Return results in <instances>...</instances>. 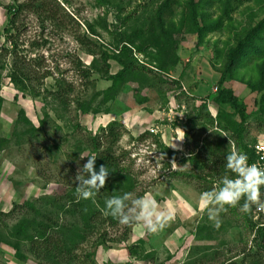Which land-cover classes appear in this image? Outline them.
<instances>
[{
  "label": "rangeland",
  "instance_id": "1",
  "mask_svg": "<svg viewBox=\"0 0 264 264\" xmlns=\"http://www.w3.org/2000/svg\"><path fill=\"white\" fill-rule=\"evenodd\" d=\"M183 1L174 5L176 19ZM20 4L25 9L11 25L10 36L17 39L16 54L25 60L19 67L36 79L20 91L11 79L15 58L0 51V140L7 139L0 146V264H50L37 258L28 236L16 230L25 201L34 202L41 213L59 222L62 227L56 229L67 240L74 237L69 229L75 226L80 236L84 234L83 239L75 237L78 245L71 264H264V250L256 244L258 233L247 220L249 212L240 210L243 204L226 206L215 218L202 207L204 189H214L221 178L212 171V163L203 167L192 159L211 160V153L220 158L227 155L237 146L231 131L222 132L217 123L210 125L206 116L197 128L188 123L203 100L214 118L220 112L232 124L240 121L234 109L214 101L224 63L218 50L234 42L235 34L250 22L251 10L258 13L255 20L259 21L264 5L255 0L244 3L232 14L231 24L209 34L203 43L195 34H182L179 62L169 77L149 73L157 76L150 82L153 86L127 80L103 102L111 82L102 78V52L114 51L127 41L122 34L142 24L151 0H108L105 5L99 0H0V46L13 47L4 32L11 22L7 7ZM208 9L213 18L218 16L217 7ZM134 54L141 63L146 60L143 54ZM110 64L112 73L121 69L116 60ZM82 68L90 70L89 78ZM255 69V63L247 61L225 83L247 105L245 138L252 146L264 137V116L256 103L259 95L242 79L255 80ZM43 73L47 77L42 80ZM60 84L64 89L73 86L64 99L54 94ZM87 101L98 113L80 112L79 103ZM112 122L122 133L117 148L129 152L124 163L137 181L134 197H150L161 208H171L173 215L152 232L143 222L112 225L111 216L103 211L108 220L102 230L114 239L124 235L127 225L130 229L127 226L129 234L123 242L97 245L99 233L82 234L79 218L59 210L52 201L78 184V171L89 158L81 156L97 155L89 137L104 134ZM27 211L32 217V210ZM252 220L264 227V214L256 209Z\"/></svg>",
  "mask_w": 264,
  "mask_h": 264
},
{
  "label": "trees",
  "instance_id": "2",
  "mask_svg": "<svg viewBox=\"0 0 264 264\" xmlns=\"http://www.w3.org/2000/svg\"><path fill=\"white\" fill-rule=\"evenodd\" d=\"M250 1L253 0H184L182 5L183 8L179 14L180 16L176 19L173 8L175 4H179V0H151L152 6L144 12V20H142V16H137L140 21L142 20V24H138L137 27L131 28L132 31L130 33L124 32V34H122L127 37V41H123V44L118 46V49L114 51L104 49L102 52V58L100 59L102 64V78L111 82V85L103 92V102H107L117 93L121 84L127 80L139 79L143 83L152 85L153 83L150 82L156 81L154 78L157 76L154 75V78H152L149 73L157 74L162 78L169 77L170 73L176 69L179 62L180 57L177 50L180 43L179 37L182 34H195L199 42L203 43L209 34L222 31L227 24H231L234 19L232 14L244 3ZM107 2L108 0H99L100 5H105ZM255 2L264 5V0H255ZM38 4V8L41 7V4ZM215 7L219 10V14L216 18H213L208 8ZM7 8L11 22L5 28L4 32L6 35L10 36L13 24H15V18L23 12L25 4H20L18 6L9 5ZM261 9H263V7H261ZM248 15L250 22L241 32L235 34L234 42L232 44H226L222 51L218 50L223 56L224 63L218 82V94L214 98L217 104L226 105L234 109L240 121L233 122L232 124V122H229L220 112H218L217 117L214 118L210 113L206 100H203L200 107L194 109V115L189 117L188 123L192 127L197 128L199 121L202 122L204 116H206L207 119H210V125L217 123V128L222 132L231 131V135L238 146H236V150L242 151L253 158V147L246 142L245 138L246 123L249 118L247 105L235 95L232 88L226 87L225 85L227 80L235 76L238 69L247 61L255 63L257 78L255 80L242 79V81L251 92L259 95L256 103L259 113L264 116V14L257 22L255 20L258 16L256 11L251 10ZM127 19H129V17H127L126 20ZM139 20L135 22L140 23ZM90 29L92 33H95L92 26ZM1 33L0 31V34ZM9 39H11L13 47L0 46V51L2 50L5 56L8 54L14 56V65L16 68H14L11 74V79L20 91L25 92L29 85H32V80L36 78H32L33 76L31 73H27L28 70H25L26 68L19 67V64L25 60H21L18 54H16V50H18L17 39L12 38V35ZM152 49H155V51H152ZM135 51L145 56L146 60H144L143 63L135 57ZM112 59L116 60L121 67L116 73L111 72L110 60ZM82 72L85 77L89 78L91 75L90 70L86 68H82ZM35 73L40 74V72ZM45 77H47V74L43 73L42 80ZM27 81L30 84H27ZM175 83L178 84L179 87L181 86L178 81ZM63 87L64 86L60 84L58 90L54 93L60 99H64L73 91L72 85L69 86V89H64ZM78 109H80L82 114H88L91 111H93L92 113L94 114L98 113L95 109H92L91 101L80 102ZM216 119L220 121L218 122ZM226 120L227 123L225 122ZM189 133L190 130H187L186 135L188 138L190 135ZM121 137L122 133L117 128L116 122H112L104 134H91L89 137L88 142L97 153L95 162L96 171H99L101 165L109 170L105 185L98 193L88 199L81 198L77 195L76 184V186H72L71 190L68 192L54 196L52 201V204L59 210H65L66 213L79 218L83 226L81 231H84L81 232L82 234L99 233L97 245H103L109 241L123 242L127 240L129 234L128 227L130 229V225H127L128 227L126 226V231L123 236L115 239L109 234L107 229L102 230V226L105 225L108 220L103 213V211L107 212L105 208L106 199L112 196L123 195L124 193H132L134 195L136 193L137 181L130 170L131 168L124 163L129 152L117 148V143L120 141ZM3 141H7V139L1 138L0 146ZM211 156V160L210 158L201 159L197 156L192 159V162L197 165L200 164L203 167H208V165L212 163L213 165H210V167L212 171L214 170V172L219 175V178H222L226 174L229 176L233 175L225 167L226 154L221 156V158L223 157L222 159L212 153ZM204 190L209 191L210 188H205ZM261 192L264 194V187L261 188ZM262 198H264V196H262ZM239 203L243 204L244 200L242 199ZM20 209L21 213H23V217L19 219L15 227L18 232L28 236L33 254L37 258H41L42 261L47 259L50 264H71V261L76 257L74 255V250L78 245L75 237H82L81 239L85 237L83 236L84 234L80 236V232L77 229L78 226L69 229L73 231L74 237L67 240V238L63 237L56 229L57 227H62V225L49 215L44 214L43 211L41 213V210L36 207L34 202L25 201L20 206ZM255 209V206H252L247 220H249L251 230L258 233L256 240L258 249L264 250V227H257V224L252 220V214ZM27 210H32V217L29 216L31 212ZM15 211L17 210L15 209ZM13 214L14 211L5 213L6 217H10ZM38 216H42V221H38ZM110 221L112 225L120 224L119 220L113 216H111ZM50 258H52V261Z\"/></svg>",
  "mask_w": 264,
  "mask_h": 264
},
{
  "label": "clouds",
  "instance_id": "3",
  "mask_svg": "<svg viewBox=\"0 0 264 264\" xmlns=\"http://www.w3.org/2000/svg\"><path fill=\"white\" fill-rule=\"evenodd\" d=\"M88 156L87 162L76 176L77 195L88 199L93 197L105 185L109 170L101 165L96 171L97 156ZM226 169L233 175L223 176L218 185L201 196L202 207L207 209L210 218H215L226 206L235 207L243 199L240 207L249 212L252 206L264 212V165L249 163L248 156L242 151L231 150L226 156ZM107 213L117 218L121 224L143 222L149 231L155 232L163 223L172 219V209L161 208L156 200L150 197H133L132 193L112 196L105 201Z\"/></svg>",
  "mask_w": 264,
  "mask_h": 264
},
{
  "label": "built area",
  "instance_id": "4",
  "mask_svg": "<svg viewBox=\"0 0 264 264\" xmlns=\"http://www.w3.org/2000/svg\"><path fill=\"white\" fill-rule=\"evenodd\" d=\"M158 128L159 127L157 126V130H155V132L158 131ZM252 147H253V151H254V157L252 156L253 158H251V157H249V155H247L249 163H258L260 165H264V137ZM233 149L236 150V147L233 146ZM256 212L264 214V212H260L257 210H256Z\"/></svg>",
  "mask_w": 264,
  "mask_h": 264
}]
</instances>
